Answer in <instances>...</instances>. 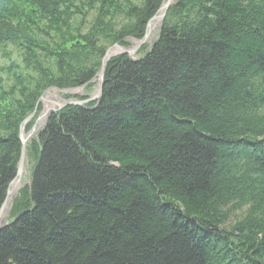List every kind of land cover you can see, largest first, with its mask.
<instances>
[{"label": "trees", "instance_id": "1", "mask_svg": "<svg viewBox=\"0 0 264 264\" xmlns=\"http://www.w3.org/2000/svg\"><path fill=\"white\" fill-rule=\"evenodd\" d=\"M162 3L0 0V209L43 92L96 86ZM142 50L29 140L0 264H264V0H175Z\"/></svg>", "mask_w": 264, "mask_h": 264}, {"label": "water", "instance_id": "2", "mask_svg": "<svg viewBox=\"0 0 264 264\" xmlns=\"http://www.w3.org/2000/svg\"><path fill=\"white\" fill-rule=\"evenodd\" d=\"M174 2H175V0H164L163 1L161 7L158 9V11L155 13V15L152 18H150V20L148 21L146 31H145V35L143 36V38L141 40L138 41V43L136 45H134L133 47H125V46H123L117 42V43L113 44L112 46H110L106 50L105 55L103 56V59H102L101 68L97 73V79L99 80L97 90L89 98L84 99V100H80V99H71V100H66V101L64 100V102L58 103L56 108H49V109H47V111L42 110L39 113L34 125L30 129V131L25 133L26 123L29 122L34 117V115L36 114L39 103H41L45 97L41 96L39 98V100L36 104L35 110L32 113H30L23 120L21 127H20L19 138L21 140V154H20L19 161L17 163V173L9 185L6 199H5L3 205L0 209V229H2L6 225L3 221L1 222L2 215H3L2 213H3L5 206L7 205L8 201H9V198L12 196L13 187L23 177V172H24V168H25V161H26V157H27V143H28L29 139L38 131V129L41 125V122L44 119H47L49 114L52 113L53 111L61 109L67 105L85 106L88 103L97 101L101 97L102 92H103L105 70H106V66H107V63L110 60V58L115 56V55H119V54H124V55L126 54L129 57L134 58V59L137 58V52L139 51V49L143 46V44L150 37L149 35L151 34L153 27L156 26L157 24L158 25L162 24L163 19L166 16L169 7ZM113 50H116V53L112 54L111 52ZM95 80H96V78H93L92 82ZM84 86H86V84H84L83 86H80V87H75L73 89H62V88H57V87H52L50 89H55V90H57L59 92H63V93H67V92L75 93V91L83 88Z\"/></svg>", "mask_w": 264, "mask_h": 264}, {"label": "rangeland", "instance_id": "3", "mask_svg": "<svg viewBox=\"0 0 264 264\" xmlns=\"http://www.w3.org/2000/svg\"><path fill=\"white\" fill-rule=\"evenodd\" d=\"M135 2L139 3L141 0H134ZM157 34H158V30L156 29L153 33V35H150V37L148 38V40L144 43V45H148V48L149 46L154 42V40L156 39L157 37ZM152 36V37H151ZM138 43L137 40L135 39H132L130 38L129 39V46L130 47H133L134 45H136ZM146 52V50H142V51H138V55L141 56L142 54H144ZM97 87H98V83L96 84V86L92 87L90 90H87L86 87L85 88H82V89H78L77 91H75V93H70V92H67V93H63V92H59L55 89H50L48 88L47 90H45L43 92V94L41 96L43 97H49V95L52 96V98L50 99H43L41 103H39V105L42 106V109L44 110L45 108H56L57 107V104L60 103V102H64V100H71V99H80V100H83V98L93 94L96 90H97ZM66 94L70 95L71 97H67L65 96ZM40 96V97H41ZM50 104V105H49ZM38 105V106H39ZM40 112V110L38 109V112L36 115H38ZM35 115V116H36ZM35 119V118H33ZM31 121V120H30ZM29 121V122H30ZM29 122L26 123L27 124H30ZM44 120L41 122V127L44 125ZM26 125H25V133L29 132V130L31 129V124L28 125V129H26ZM34 125V124H33ZM32 125V126H33ZM30 127V128H29ZM40 129V128H39ZM36 135V133L31 137V139ZM30 139V140H31ZM30 142V141H29ZM27 162H28V166H27V169H26V173L23 175V184H28L29 181H30V173H31V165H32V160L29 158V155H28V150H27ZM8 213L9 215L6 214V216H4V222L6 223L10 218H11V213L9 212L8 210Z\"/></svg>", "mask_w": 264, "mask_h": 264}, {"label": "bare ground", "instance_id": "4", "mask_svg": "<svg viewBox=\"0 0 264 264\" xmlns=\"http://www.w3.org/2000/svg\"><path fill=\"white\" fill-rule=\"evenodd\" d=\"M157 27H158V24H157L156 26L153 27V29H152L150 35H153V33H154V31L157 29ZM150 35H149V36H150ZM151 37H152V36H151ZM111 53H112V54H113V53H116V50H113ZM130 58H131V57H130ZM132 59H134V58H132ZM49 98L51 99L52 96L49 95V97H45V99H47V100H48ZM49 105H50V104H49ZM47 109H49V108H45L44 110L47 111ZM27 166H28V162H27V158H26V161H25V168H24L23 175L26 173ZM24 185H26V184H23V179H21L19 182H17V183L14 185L12 196L9 198V201H8L7 205L5 206V208H4V210H3V213H2L3 215H2V220H1V222H2V221L4 222V216H6V214L9 215L8 210H9V212H10V207H11V203H12L13 198H14L16 192L18 191V189H19L21 186H24Z\"/></svg>", "mask_w": 264, "mask_h": 264}]
</instances>
